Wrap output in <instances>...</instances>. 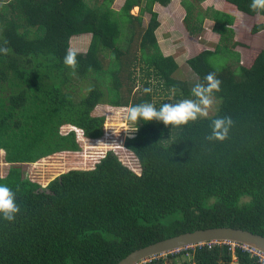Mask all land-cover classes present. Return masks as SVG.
<instances>
[{"label": "trees", "instance_id": "16d2710c", "mask_svg": "<svg viewBox=\"0 0 264 264\" xmlns=\"http://www.w3.org/2000/svg\"><path fill=\"white\" fill-rule=\"evenodd\" d=\"M115 1L0 0V47L8 49L0 54V150L10 165L0 182L13 188L21 209L13 221L0 219V264H118L147 245L214 227L264 236V10L252 9L251 0H216L224 8L214 2L205 7L209 0H123L114 9ZM172 4L185 11L189 38L197 39L206 20L215 22V49L196 46L187 58L197 83L209 72L222 81L214 114L176 126L169 142L172 125L137 122L124 146L138 159L140 173L108 151L94 169L69 170L47 187L24 177L21 164L80 149L76 131L63 134V126L102 137L105 117L92 114L99 104L152 103L162 85L176 100L191 97L189 81L176 77V57L160 49L156 8ZM136 7L137 16L131 13ZM146 12L151 17L143 27ZM240 15L252 25L243 42L236 38ZM82 35L90 42L72 69L63 57ZM251 41L263 46L246 64L237 49H250ZM139 81L144 87L134 96ZM217 115L231 116L234 124L226 140L209 142ZM145 264L264 261L216 243Z\"/></svg>", "mask_w": 264, "mask_h": 264}, {"label": "rangeland", "instance_id": "374dc122", "mask_svg": "<svg viewBox=\"0 0 264 264\" xmlns=\"http://www.w3.org/2000/svg\"><path fill=\"white\" fill-rule=\"evenodd\" d=\"M214 5L224 8V3L216 2V0H209L204 4L205 7ZM176 3H180L179 0ZM123 4V0H116L113 8L118 9ZM219 4V5H218ZM161 7V6H160ZM157 7L156 10L161 12L160 21L161 28L159 30L160 38V49L164 54H170L176 57L180 68L176 75L177 78L189 81L190 88H193L198 82V77L193 73L189 65L187 64V58L196 50V46L200 49H215L219 36L213 31L214 21L206 20L203 31H201L197 39L189 38V33L184 22L185 11L179 7L178 4L170 5L168 8L161 10ZM229 8L231 10H229ZM227 10L236 14L234 9L227 7ZM137 16L140 14V8L136 7L131 12ZM238 15V13H237ZM151 15L146 12L142 14L143 27L148 25ZM239 20L235 22L237 29L236 38L243 42V40H250L248 29L252 25L248 22H244L242 19L245 17L239 16ZM253 22V21H252ZM234 26V27H235ZM193 39V40H192ZM264 39V36H263ZM90 42V35L77 36L72 39V48L84 52ZM248 42V41H247ZM252 47L250 49H244L239 47L240 59L243 63H252L258 52L263 46V42L259 44L257 41H251ZM108 62V61H107ZM106 62V64H107ZM138 71V69H137ZM141 72V71H138ZM151 82L155 87L158 85L159 80L152 77ZM143 84L139 81L134 89V96H141ZM78 88V87H77ZM154 88V87H153ZM154 90V89H153ZM83 93L86 92V86L82 88ZM153 93L152 104H163V103H176L175 92L173 90L166 91L165 86H161L157 91ZM217 101V100H215ZM214 101L212 107L209 110V115L214 114L216 110V102ZM219 102V100H218ZM128 106L115 107L108 103L99 104L93 111L94 116H104V134L99 139L86 138L83 131L79 128L73 127L72 125H65L61 128L63 134H67L69 131L74 130L77 133V139L79 140L80 149L78 151H61L46 157H43L35 162H26L21 164L23 176H28L30 180H33L41 185V187H47L48 184L58 177L60 174L65 173L69 170H91L94 169L96 164L102 159V157L108 152L113 151L129 168L137 173H140V166L136 156L124 146L127 138L134 137L136 135L131 133L129 135L126 131L131 125L125 119ZM208 115V116H209ZM177 127L172 126L170 130L173 134H176ZM173 137V136H172ZM172 137L167 138V142L171 141ZM0 150V176H6L10 169V165L5 161L4 152ZM164 256V255H163ZM186 259H190L191 254H186ZM262 259L264 257L261 255ZM192 258V257H191Z\"/></svg>", "mask_w": 264, "mask_h": 264}, {"label": "clouds", "instance_id": "9594fccd", "mask_svg": "<svg viewBox=\"0 0 264 264\" xmlns=\"http://www.w3.org/2000/svg\"><path fill=\"white\" fill-rule=\"evenodd\" d=\"M250 7L254 10H264V0H251ZM7 51L8 49L0 47V54H5ZM77 56V50L68 48L66 50L65 56L63 57V63L66 66L75 69L78 63ZM203 79L205 81L204 83H197L192 88L190 98L179 100L176 103H163L159 107H156L151 102L147 101L139 104H132L127 107L125 119L130 122L131 125H136L139 121L149 122L155 120L157 122H162L165 126L172 125L178 127L188 125L190 122H195L202 118H207L209 115V110L214 103L215 94L221 90L222 81L219 79L216 72H209ZM144 92L150 93L151 88H144ZM233 124L234 121L231 116L217 115L211 120V130L206 136V139L209 142L226 140L229 137V133ZM135 131H137L136 127H130L126 132L131 135V133H134ZM20 210V205L16 198V192L7 183L0 182V219L13 221ZM225 244L232 246L231 243ZM194 247L196 246H188L173 253ZM166 255L167 254L164 256ZM152 258L145 259L143 261L147 262ZM143 261L140 263H143Z\"/></svg>", "mask_w": 264, "mask_h": 264}, {"label": "water", "instance_id": "95a60500", "mask_svg": "<svg viewBox=\"0 0 264 264\" xmlns=\"http://www.w3.org/2000/svg\"><path fill=\"white\" fill-rule=\"evenodd\" d=\"M208 243L243 244L264 255L263 235L234 227H214L198 229L147 245L131 252L118 264H139L145 259Z\"/></svg>", "mask_w": 264, "mask_h": 264}, {"label": "built area", "instance_id": "2783aa9c", "mask_svg": "<svg viewBox=\"0 0 264 264\" xmlns=\"http://www.w3.org/2000/svg\"><path fill=\"white\" fill-rule=\"evenodd\" d=\"M236 247H241V248L244 249V250H248V251H250L252 254H255V255L259 256V257L261 258V261H264V260L262 259V257H261L262 254L258 253L257 251L252 250V249H250V248H248L247 246L242 245V244H232V248H236ZM262 256H263V255H262ZM263 257H264V256H263ZM145 262H146V261H143L144 264H145Z\"/></svg>", "mask_w": 264, "mask_h": 264}]
</instances>
